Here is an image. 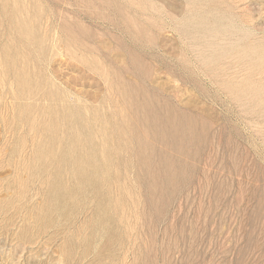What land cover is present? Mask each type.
Instances as JSON below:
<instances>
[{
    "label": "rangeland",
    "instance_id": "1",
    "mask_svg": "<svg viewBox=\"0 0 264 264\" xmlns=\"http://www.w3.org/2000/svg\"><path fill=\"white\" fill-rule=\"evenodd\" d=\"M0 264H264V0H0Z\"/></svg>",
    "mask_w": 264,
    "mask_h": 264
},
{
    "label": "bare ground",
    "instance_id": "2",
    "mask_svg": "<svg viewBox=\"0 0 264 264\" xmlns=\"http://www.w3.org/2000/svg\"><path fill=\"white\" fill-rule=\"evenodd\" d=\"M230 53V52H229ZM239 55V54H238ZM242 60V59H241ZM243 63V62H242Z\"/></svg>",
    "mask_w": 264,
    "mask_h": 264
}]
</instances>
